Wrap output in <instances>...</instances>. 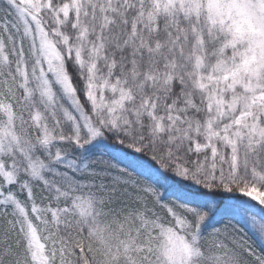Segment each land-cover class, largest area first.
<instances>
[{"label": "trees", "instance_id": "obj_1", "mask_svg": "<svg viewBox=\"0 0 264 264\" xmlns=\"http://www.w3.org/2000/svg\"><path fill=\"white\" fill-rule=\"evenodd\" d=\"M71 1L52 0L51 10ZM83 3L80 17L71 12L59 25L68 48H100L91 57L83 53L85 63L94 57L96 69L80 75L63 55L95 136L53 78V102L43 98L37 43L10 1L0 0V135L9 129L15 143L5 159L14 179L6 184L0 176V264H38L29 228L41 245L42 264H164L163 235L177 220L199 242L189 264H264L263 221L228 201L252 192L264 196V108L256 112L257 144L226 134L213 149L196 153L192 132L204 131L207 104L201 107L196 90L186 107L179 90L189 95L193 79L184 91L176 84L185 23L167 10L154 18L158 12L151 16L147 0ZM107 4L120 22L105 28ZM99 80L130 92L122 114L95 109L100 101H91L90 87ZM173 113L180 115L176 122ZM60 190L96 198L97 218L81 215L70 199L57 200Z\"/></svg>", "mask_w": 264, "mask_h": 264}, {"label": "rangeland", "instance_id": "obj_2", "mask_svg": "<svg viewBox=\"0 0 264 264\" xmlns=\"http://www.w3.org/2000/svg\"><path fill=\"white\" fill-rule=\"evenodd\" d=\"M13 11L22 22L23 30L30 41H35L39 49L38 71L40 77L37 84L43 98L53 102L54 94L51 89V79L62 89L66 99L72 108L82 117L92 136L96 130L89 124L88 119L83 117L79 108L75 92L72 89L70 79L66 73V63L63 55L69 57L70 67L78 74L83 69H96L92 58L89 63L82 59L83 53L90 52V57L98 53L100 48L93 45L88 48L87 44L75 48H69L67 40L61 33L60 25L66 20L69 13L73 12L77 17L81 16L84 0H72L67 7L52 9V0H9ZM151 7H147L154 18L164 10L171 12L176 20L183 21L181 38L183 43L177 45L181 49L178 54L181 66L179 67L176 84L183 91L186 83L193 79L186 107L193 98L192 94L197 90L195 97L202 98L199 102L203 109H207L206 123L203 130L192 132L193 149L201 154L214 148L215 141L226 134H232L233 142L245 138L252 144H257L261 137V130L256 121V112L264 108V0H147ZM111 4H107V12L103 15V25L109 26L119 23L114 19L113 12L109 11ZM144 6H141L143 8ZM103 10L101 9L100 12ZM138 16V15H137ZM105 17H108L105 19ZM153 18V19H154ZM80 21V18H76ZM141 20L140 17H137ZM82 25V23H81ZM87 30L80 31L82 40L87 37ZM101 41L100 39H98ZM73 54V55H71ZM37 57V56H35ZM100 80L91 85L93 93L91 101L97 104L95 109L105 111L112 115L122 114L132 96L129 91L120 86H105ZM194 97V98H195ZM178 113L169 114L170 119L176 122L180 118ZM97 116V115H96ZM117 116V115H114ZM233 134H235L233 136ZM245 136V137H244ZM15 148L14 139L9 129L2 130L0 135V176L10 184L14 174L7 169L5 159ZM229 165L233 168V158ZM57 200L68 202L79 211L81 215L94 220L98 216L97 206L94 205L96 198L87 199L73 196L65 192H54ZM1 195V193H0ZM94 202H93V201ZM103 202V198L99 199ZM230 203L245 208L252 214L255 221L264 223V211L262 209L264 196L258 192L245 194L242 200L230 199ZM62 209L58 213H63ZM19 214H23L18 210ZM56 212V211H54ZM175 228H170L163 235L162 260L164 264H189L196 252L199 242L195 236L186 233V227L181 220ZM29 243L35 251V260L42 264L41 245L38 242L34 230L29 228ZM37 253V255H36Z\"/></svg>", "mask_w": 264, "mask_h": 264}]
</instances>
